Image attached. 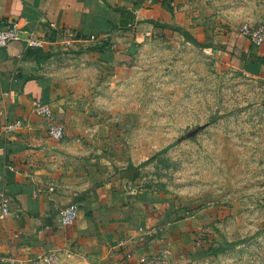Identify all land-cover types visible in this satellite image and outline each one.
Masks as SVG:
<instances>
[{"label":"crops","instance_id":"crops-1","mask_svg":"<svg viewBox=\"0 0 264 264\" xmlns=\"http://www.w3.org/2000/svg\"><path fill=\"white\" fill-rule=\"evenodd\" d=\"M185 10L186 0H0V27L18 21L45 40L43 47L13 41L0 49V191L12 197L13 212L0 210V264H32L43 253H55V264L170 262L162 245L178 238L174 223H159L154 208L141 206L142 164L88 99L109 66L131 63L148 37L184 38L156 22L204 43L202 19L191 21ZM249 43L244 51L264 56ZM37 103L51 104L64 138L49 136ZM15 121L23 126L6 132ZM72 202L79 217L63 226L60 210Z\"/></svg>","mask_w":264,"mask_h":264},{"label":"rangeland","instance_id":"rangeland-1","mask_svg":"<svg viewBox=\"0 0 264 264\" xmlns=\"http://www.w3.org/2000/svg\"><path fill=\"white\" fill-rule=\"evenodd\" d=\"M186 2L206 44L228 45L233 29L264 28V0ZM252 44L249 51L264 48ZM139 45L131 63L109 66L88 101L140 160L141 206L174 223L178 238L162 245L168 264H264V65L235 63L177 33Z\"/></svg>","mask_w":264,"mask_h":264},{"label":"built area","instance_id":"built-area-1","mask_svg":"<svg viewBox=\"0 0 264 264\" xmlns=\"http://www.w3.org/2000/svg\"><path fill=\"white\" fill-rule=\"evenodd\" d=\"M241 33L257 46L264 43V28L245 26ZM13 41H24L28 47H43L45 45V40L36 34V31L24 29L18 21L12 22L11 25L6 28L0 27V49L6 47ZM34 112L46 120L48 134L51 138L56 140L64 138L66 133L65 125L57 120L51 104L37 103L34 107ZM22 126L23 123L21 121H15L7 124L5 126V131H16ZM11 207L12 197L5 191H0V210L2 216H11L13 214ZM79 214L80 205L76 202H72L60 210V223L63 226L73 225L77 221ZM56 261L57 256L55 253H43L31 260V263L55 264Z\"/></svg>","mask_w":264,"mask_h":264},{"label":"trees","instance_id":"trees-1","mask_svg":"<svg viewBox=\"0 0 264 264\" xmlns=\"http://www.w3.org/2000/svg\"><path fill=\"white\" fill-rule=\"evenodd\" d=\"M155 24L158 27H163V28L164 27H168V28H170L172 30H175V31L179 32L180 34H182L184 36V38L186 40H189L190 42H192V43H194V44H196V45H198V46H200L202 48L210 47L209 44L198 42L195 38H193L190 35V33L187 30H185L182 27L173 26V25H170V24H161V23H158V22H156ZM246 38L247 37L245 35H243L241 32L234 31V32H232V35L230 37V41H229L228 45H226V46H217V48H221V49L229 52L231 57H233L235 63L243 62L244 66H245V64H248V63H250V65H252V66H256L257 64L264 65V56L259 55V54H255V53H252V52L244 51V45H245V39ZM30 51L33 52V53H37L39 50L38 49H30ZM48 57H49V54L44 55L43 59H46ZM170 147H171V145L168 146L165 150L169 149ZM152 160H153V158L148 160L147 162L143 163V165H145L146 163H148L149 161H152ZM128 169H135V167L130 165ZM247 240L243 239V240H239V241H236V242H226V243H224V244H222L220 246L210 248V250H211L213 255H217V254H219L221 252L230 250V249H232V248H234V247H236V246H238L240 244H243Z\"/></svg>","mask_w":264,"mask_h":264},{"label":"water","instance_id":"water-1","mask_svg":"<svg viewBox=\"0 0 264 264\" xmlns=\"http://www.w3.org/2000/svg\"><path fill=\"white\" fill-rule=\"evenodd\" d=\"M205 127H206V125L199 126L198 128L194 129L192 132H190L188 134V137L193 136L194 134L198 133L200 130L204 129ZM184 137H186V136H184Z\"/></svg>","mask_w":264,"mask_h":264}]
</instances>
